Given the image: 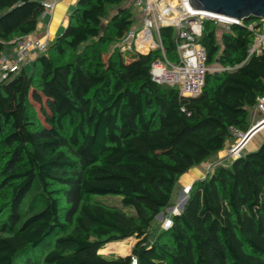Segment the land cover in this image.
Here are the masks:
<instances>
[{"label":"trees","instance_id":"trees-1","mask_svg":"<svg viewBox=\"0 0 264 264\" xmlns=\"http://www.w3.org/2000/svg\"><path fill=\"white\" fill-rule=\"evenodd\" d=\"M129 1L77 0L31 69L0 80V264H264V139L195 181L172 225L151 231L181 176L252 127L264 96V51L247 58L257 19L220 41L221 25L205 21L199 41L221 69L184 97L152 80L158 50H104L135 26ZM44 12L41 0H0V56ZM161 35L175 61V30ZM106 195L122 207L93 199ZM130 237V254L99 253Z\"/></svg>","mask_w":264,"mask_h":264},{"label":"built area","instance_id":"built-area-1","mask_svg":"<svg viewBox=\"0 0 264 264\" xmlns=\"http://www.w3.org/2000/svg\"><path fill=\"white\" fill-rule=\"evenodd\" d=\"M190 0H133L134 6L139 10V22L142 27L137 30L134 26L126 32L118 44L119 52L124 56L134 57L158 50L161 58L151 64L150 74L152 80L159 85H170L179 88L181 96L193 97L201 93L205 85L207 72L220 70L207 65V52L200 43L205 21L225 26L244 24L228 17L214 15L205 11L194 9ZM45 12H53L55 2L43 3ZM162 28H173L176 33V60H170L165 51ZM253 31L254 39L248 50L249 58L264 51V18L248 24ZM48 41L26 35L14 41V49L10 54L0 56V80L10 73H18L30 60L32 55L43 53L48 48ZM264 111V96L256 107ZM237 132L234 134L236 135ZM241 136L242 134H237ZM246 145L240 141L230 150L231 157H238ZM209 174V173H208ZM191 185L182 190L183 202L180 210L175 209L174 215L182 211V204L187 201ZM173 218V217H172ZM172 218L165 221L163 227L168 229L172 225Z\"/></svg>","mask_w":264,"mask_h":264},{"label":"rangeland","instance_id":"rangeland-1","mask_svg":"<svg viewBox=\"0 0 264 264\" xmlns=\"http://www.w3.org/2000/svg\"><path fill=\"white\" fill-rule=\"evenodd\" d=\"M131 4H133V0H130L129 2H127L125 5L126 6H130ZM117 8H112L111 9V12H114L116 11ZM135 15H136V23H135V27L137 30H139L142 25L141 23L139 22V13L135 11ZM107 24V21L104 22V25ZM66 27V26H65ZM65 27H60V29L58 30L57 32V35L56 37L60 36ZM226 28L225 26H220L218 28V31H217V40L220 41V36H221V33L223 31H225ZM118 44H119V41L117 42H114V43H110L108 45H106L104 47V50L106 51L107 54H111L113 53L114 51L118 50ZM34 57L32 56L30 60H32ZM129 59V58H128ZM29 60V61H30ZM25 67H26V71H29L31 69V62H27L25 64ZM212 68H216V66L212 67ZM264 118V111H260L258 109H254L252 110V113H251V125H254L256 124L259 120L263 119ZM264 134V130L262 131ZM237 134H242V133H236V135L234 134L233 137L230 139V145L229 147L226 145L224 150H226L225 152V155H226V161L228 162V164H225V166H229L232 164V162L234 161L235 157H231L230 156V150L231 148L239 141L240 137L237 136ZM228 147V148H227ZM247 152V149H246V146L244 147V149L242 150V153L241 154H244ZM211 166H208L210 167V169H208L206 172H207V175L208 173H210V170L211 172L214 170V167L216 165H218V163L220 162V160L217 158V156H215L214 158L211 159ZM217 163V164H215ZM201 178V175H197L195 180H198ZM192 186V185H191ZM185 187V185L183 184H178V187L177 189L175 190L174 194H173V199H172V203L169 207L165 208L160 214L161 216H157L156 217V220H157V224L155 227L152 228V233L153 234H159L160 230H166L163 225L165 224V221L166 220H169L170 218L173 217L174 215V211L175 209L177 210H180V205L181 203L183 202L184 198L182 197V190L183 188ZM94 200L108 206V207H122V203H121V197L120 196H116V195H106V196H95L93 197ZM127 212L130 213V214H134V210L129 208L127 209ZM136 243V239L134 237H130L128 238V240L125 241V245L126 247H130V249H128V251L124 254H118V253H104L102 251H100L99 253L102 254L103 256H105L106 258H114V257H117V256H126L127 254H130L131 253V250H132V247L133 245ZM104 248V247H103Z\"/></svg>","mask_w":264,"mask_h":264},{"label":"crops","instance_id":"crops-1","mask_svg":"<svg viewBox=\"0 0 264 264\" xmlns=\"http://www.w3.org/2000/svg\"><path fill=\"white\" fill-rule=\"evenodd\" d=\"M42 3H51L55 2V8L53 12L47 13L45 15H42L39 19V23L37 25V29L30 34L31 36L35 38L45 39L50 44L52 41L55 40L56 35L60 27H65L68 23V17L72 9L74 8L77 0H41ZM14 46H8L5 48L4 53L10 54L13 52ZM34 58L28 62L34 61V59L38 56L37 54L32 55ZM31 59V58H30ZM257 109V108H256ZM264 119V118H263ZM261 119V120H263ZM259 120L258 122H260ZM257 122V123H258ZM256 123V124H257ZM255 125V124H254ZM252 125V126H254ZM264 130V129H263ZM262 130V131H263ZM260 131L258 134L254 135L249 142L246 144L247 152L256 150L260 144L262 143L264 139L263 132ZM240 137L239 135H237ZM226 145L229 147L230 145V139L227 140ZM227 147V148H228ZM227 149H223L221 152L217 154V158L220 160L218 164L225 165L228 164L226 161V152ZM211 161L209 160L205 163H202L200 165H197L193 168H191L187 173H185L183 176H181L179 183L183 185H192L195 181V178L197 175H201L200 179H203L207 176V170L210 169ZM217 164V163H215ZM211 172V170H210ZM198 179V180H200Z\"/></svg>","mask_w":264,"mask_h":264},{"label":"water","instance_id":"water-1","mask_svg":"<svg viewBox=\"0 0 264 264\" xmlns=\"http://www.w3.org/2000/svg\"><path fill=\"white\" fill-rule=\"evenodd\" d=\"M189 3L194 9L237 21L264 18V0H190ZM263 128L264 119L252 126L247 133L242 134L240 144L246 145ZM185 203L186 201L181 206L182 210ZM158 216L160 217L161 214Z\"/></svg>","mask_w":264,"mask_h":264},{"label":"bare ground","instance_id":"bare-ground-1","mask_svg":"<svg viewBox=\"0 0 264 264\" xmlns=\"http://www.w3.org/2000/svg\"><path fill=\"white\" fill-rule=\"evenodd\" d=\"M264 129V128H263ZM262 129V130H263ZM261 130V131H262ZM260 132V131H259ZM258 132V133H259ZM257 133V134H258ZM240 141V140H239ZM236 145V144H235ZM128 239H125L123 241H117V242H111L108 243L104 246V248H102L100 251L104 252V253H118V254H124L128 251V249H130V247H126L125 245V241ZM99 251V252H100Z\"/></svg>","mask_w":264,"mask_h":264}]
</instances>
